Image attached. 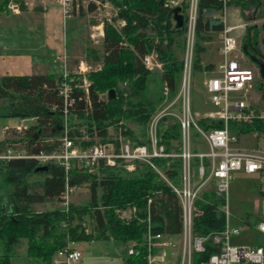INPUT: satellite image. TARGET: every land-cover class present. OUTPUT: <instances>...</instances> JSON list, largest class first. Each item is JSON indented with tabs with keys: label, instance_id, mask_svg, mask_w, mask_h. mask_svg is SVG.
<instances>
[{
	"label": "trees",
	"instance_id": "1",
	"mask_svg": "<svg viewBox=\"0 0 264 264\" xmlns=\"http://www.w3.org/2000/svg\"><path fill=\"white\" fill-rule=\"evenodd\" d=\"M122 2L117 5L118 16L125 20L124 25L117 29L106 23L102 55L91 51L93 59H100L102 66L99 70L87 73V96L82 88H75L72 92L74 102L68 108V116L70 119L85 120V129H80L75 122L70 124L68 133L72 138H80L85 132L91 138L96 133L105 141L107 128L125 119L141 130L128 127L124 134L136 144L145 142L143 127L162 99L161 95L156 100L147 95L149 71L144 67L142 57L153 48L159 52L162 62L161 80L168 85L171 97L176 94L183 61L172 45L175 44L178 49L184 48V25L176 28L172 11L163 7L159 0ZM227 5L237 6L243 12L254 8L255 18L264 16V0H230ZM185 7H181V12H185ZM4 8V1H0V11ZM89 9L93 10L94 5L91 4ZM222 10L223 4L219 0H198L192 62L195 70L202 68L201 53L205 50L198 40L209 39L212 33L222 31L224 25L215 16ZM156 36L161 42L167 40L165 51ZM258 36L256 25L246 27L241 48L246 56L249 52L259 51ZM205 68L211 70L213 65L209 64ZM70 78L73 83H83V78L73 72H69L67 81ZM61 79L62 75L55 77L52 74L0 76V116L36 119L25 134L16 139L24 143L30 152L50 148L52 142H46L39 132L40 128H51L54 134L63 130L64 101L58 94ZM124 81L128 82L127 95L120 93L117 97L116 94L113 99H109L108 94L106 98L100 96L104 91L116 90L117 83ZM213 126L220 127L221 123L215 121ZM160 134L167 151H180V133L176 121L168 119L165 124L162 121ZM3 142L0 141V145ZM82 144L89 146L94 141H82ZM134 163L133 171L123 166L100 164L94 173L74 167L67 175L58 164L41 165L32 158L0 160V176H4L7 184L13 185L12 191L0 198V239L4 249L0 264H10L14 247L22 238L27 240L26 253L29 258L38 260L39 264H51L54 253L68 242L114 238L141 243L148 226L153 233H161L166 237L179 235L182 229L181 205L172 186L177 187L181 182V158L153 159L159 172L145 162L136 160ZM43 166L46 168L40 169ZM35 174H41L43 178L37 182L38 187H30L27 179ZM84 182L89 184L90 190L86 205L68 204L63 208L32 211V204L63 200L67 186L76 187ZM206 187L196 201L202 213L193 220L195 235H207L223 227V216L218 210L221 198L214 191L213 182ZM132 207L136 210L129 217L120 215L121 211ZM85 216L92 221L88 232L87 223L83 220ZM148 216L149 221L146 220ZM145 251V246L140 245L137 254L126 253L125 264H147L143 257ZM216 251V246L208 242L203 252L194 253L192 264H200Z\"/></svg>",
	"mask_w": 264,
	"mask_h": 264
},
{
	"label": "built area",
	"instance_id": "2",
	"mask_svg": "<svg viewBox=\"0 0 264 264\" xmlns=\"http://www.w3.org/2000/svg\"><path fill=\"white\" fill-rule=\"evenodd\" d=\"M73 1L9 0L7 8L11 14L18 15L24 8L32 9L38 5L45 7L54 4L60 7L63 18L67 19L72 17L75 10ZM159 1L163 7L170 10L186 5L185 12H181L185 27L183 69L174 96H170V89L164 82L162 100L151 112L145 124V142L136 144L125 139L120 129L121 131L119 130L113 140L84 146L82 141L86 137L82 136L80 137L82 139H78L69 135L66 118L63 122L62 137L51 143L49 149H41L36 153L30 152L21 141L9 138L8 135L11 133L8 132L7 139H4L0 145V160L32 158L41 165L58 164L68 175L74 167L92 172L100 164L109 167L123 166L128 171H133L136 160L149 164L159 172L153 159L180 157L182 160L181 182L177 187L172 186L181 205L182 229L178 235L181 239L179 252L173 251L176 246L174 242L161 233H153L148 226L143 241L141 243L132 241L127 254H137L138 247L144 245L146 251L143 257L147 264H169L174 259L175 264H192L194 253L203 252L207 243L210 242L216 246L217 251L202 260L200 264H264V246H236L230 243L231 236L238 234L240 230L239 227L231 225L228 207L229 183L233 174L238 171L255 174L259 180L260 193L264 196V85L261 75L258 78L255 77L254 71L243 64L242 61L247 57L243 52L239 54V42L232 33L238 25H227L226 10L230 0H219L223 4V10L218 18L224 25L220 32L221 60L216 65L214 73L204 81L208 107L201 113L193 111L190 100V81L198 0ZM91 4L92 2L88 1L86 10ZM124 23L122 21V24ZM102 26L103 23L96 26L101 27V33H103ZM142 63L148 70L160 67L153 52L145 54L142 57ZM85 69L80 65L76 74L82 75ZM69 72L71 71L64 68L61 74L62 79L58 84V94L64 101V117L68 115V108L73 105L72 92L75 88H82L86 96L88 94L85 78L82 84L71 82L72 78L67 81ZM168 119L176 121L178 125L180 133L178 153L173 150L167 151L164 143L161 142L160 125L162 121L166 123ZM35 121L34 117H20L16 126L6 127V129L8 131L13 128L14 134L21 136ZM215 121H219L221 126L214 127ZM248 128L250 130H247ZM248 134L253 138L252 143L248 146L239 145L237 135ZM195 137H198L200 142H193L192 138ZM210 182L214 183V191L221 198L218 210L223 216V227L207 235H195L193 220L195 216L202 213L196 201ZM73 188L66 187L64 200ZM134 212L135 208L129 214ZM146 220L149 221V216ZM250 226L264 233V220ZM86 232H88L87 229ZM168 248L172 251L168 252ZM82 255L80 246L74 242H68L54 253L51 264H77Z\"/></svg>",
	"mask_w": 264,
	"mask_h": 264
},
{
	"label": "rangeland",
	"instance_id": "3",
	"mask_svg": "<svg viewBox=\"0 0 264 264\" xmlns=\"http://www.w3.org/2000/svg\"><path fill=\"white\" fill-rule=\"evenodd\" d=\"M4 1V9L6 12L8 11L7 5L9 0H0ZM88 1L92 2L94 5V9L90 10L89 8L86 10V5ZM96 1L98 2L96 4ZM113 1V0H112ZM111 0H74L73 4L75 10L73 11L72 17L67 18L65 23L66 31H65V39L67 44L65 47L69 50L70 57L68 58L69 62V71L76 74L79 66L86 68L85 72L80 75L82 78H85V81L88 84V79L86 78L87 73L90 71L99 70L102 66V61L99 59L95 61L92 57L91 51L95 50V52L101 56L103 53V37H104V25L106 23L111 24L113 27L120 29L122 21L125 22L124 19L118 16L119 5L123 2L122 0H115L112 2ZM97 6V8H96ZM80 7L82 9L80 10ZM7 8V9H6ZM254 8H250L246 11H241L237 6H228L227 7V25L234 26L238 25L237 29H234L232 33L237 37V41L239 42V54L242 53L241 48L243 44V38L246 33V27L248 25H256L259 30L258 36V47L259 51L250 53L246 56L243 64L249 68H251L255 77H259V67L258 62H264V58L261 57L264 55V16L255 18ZM11 14V13H10ZM221 12L216 13L215 16L219 17ZM100 23H103L101 30L96 26ZM25 25V24H23ZM61 26H64L62 23ZM39 30L36 32H30V35H37L38 41L42 40V30L41 25H37ZM21 34V33H18ZM103 34V35H102ZM209 39L205 38L204 40H198V43L205 46V50L201 53V66L202 68L199 70H195L193 67L191 69V81H190V100H191V108L193 111H197L201 113L204 109L208 107L206 104V95L204 92V81L208 77H210L214 71L216 70L217 60L221 57L220 53H218V49L220 48L221 36L220 33H212ZM33 38V37H32ZM184 38V46H185V34ZM156 40H159L156 36ZM160 41V40H159ZM167 40L163 39L160 41V46L165 51L167 49L166 46ZM195 43H196V35H195ZM174 50L179 58H181L184 54V48L178 49L175 44L172 45ZM195 48V47H194ZM153 52L155 54V59L158 61L160 67L154 68L153 70H148V78H147V95L150 99L156 100L159 95L162 96L164 83L161 80L162 73V62L159 60V52L155 48H153L149 53ZM58 56L56 53L55 57ZM59 56L62 57V52H59ZM194 58V54H193ZM61 63V61H60ZM212 64L213 69H206L205 66ZM60 65H53V70L55 73L59 72ZM261 81L264 85V79L261 77ZM108 91H104L100 93V96L103 98L107 97ZM115 91V95L117 97L120 93L127 95L128 92V82H119L117 83V87ZM162 100V99H161ZM160 100V101H161ZM159 101V102H160ZM67 118V128L70 129V124L74 123L80 129L84 128V119H70L68 115L63 117ZM16 123L15 118H8L0 116V140L3 139L4 136L11 133V138L15 141L18 139L19 135L14 134L12 131L13 128L7 131L4 130L5 126L13 125ZM34 124V123H33ZM165 124V123H164ZM17 125V124H16ZM14 125V126H16ZM10 126V127H14ZM135 129L136 131L141 130L139 127L134 125L131 122L126 121L125 119H121L119 123L114 126H109L107 128V136L106 140L102 141L96 133L91 138L87 134H85L84 130L82 131L83 141L93 140L95 142H106L109 140H113L119 133V130H122V135L125 139L131 140L128 136L124 134V131L127 128ZM120 130V131H121ZM143 131L145 134V125L143 127ZM39 132L42 137L46 139L47 142L58 141L64 132V130H59L56 134L51 128H40ZM5 133V135H4ZM238 144L242 145L246 142H252L253 138L251 135H237ZM78 138V137H77ZM79 139V138H78ZM82 139V138H80ZM193 142H198L199 138H192ZM20 142V141H19ZM200 142V141H199ZM203 146V143H201ZM126 169V168H125ZM97 169L93 170L89 173H94ZM43 175L35 174L32 177L27 179V183L30 184V187H38L37 182L42 180ZM0 187H6V189L0 190V198L6 197L13 189V185L7 184L4 180V176H0ZM38 190L37 188H34ZM90 199V190L89 184L87 182L81 183L79 186L73 188L72 191H69L67 194V198L64 200L54 199L51 201H46L44 203H34L32 204V211L41 212L47 209L52 208H63L67 207L68 204H72L74 206H83L88 203ZM228 207L231 214L230 223L231 225L239 227L240 232L238 234H234L230 238V243L236 246H264V233L258 231L257 229L251 227L250 225H254L257 222L264 220V196L260 193L259 190V180L255 174H248L242 171L235 172L233 174V178L229 183L228 189ZM132 208H128L126 210L121 211L120 215H126L129 217L133 213L129 214ZM136 210V209H135ZM84 222H86V228L88 231L91 229V219L87 216L84 217ZM249 223V224H248ZM176 245L173 248L175 253H178L181 247V239L179 236H173L171 239ZM131 242H124L122 240H117L114 238L110 239H94V240H84L79 241L76 245L80 246L82 249V258L77 264H125L124 257L126 256L127 250L130 246ZM27 240L25 238L20 239L17 245L14 247L13 254L10 258V264H39V261L34 258H29L26 253ZM168 251L171 248L167 249ZM4 249L2 245V241L0 239V256L3 254ZM172 259V258H171ZM174 259V257H173ZM175 260V259H174ZM174 260H171L169 264H172Z\"/></svg>",
	"mask_w": 264,
	"mask_h": 264
},
{
	"label": "crops",
	"instance_id": "4",
	"mask_svg": "<svg viewBox=\"0 0 264 264\" xmlns=\"http://www.w3.org/2000/svg\"><path fill=\"white\" fill-rule=\"evenodd\" d=\"M66 21L60 7L54 4L45 7L38 5L32 9L24 8L18 15L10 14L5 10L0 11V76L52 74L58 77L61 75L64 68L70 66L69 50L65 47ZM62 23L64 26H61ZM39 24L42 30L41 41H38L36 34L30 35L32 30L36 32L39 30L40 27H37ZM59 52H62V57L59 56ZM56 53H58L57 57H55ZM220 60L221 57L216 63L218 64ZM55 64L60 65V71L57 73L53 70ZM15 119L16 123L5 126L4 130L6 127L18 124V118ZM10 136L8 135L9 138ZM4 139H7V135L0 141ZM251 143L246 142L243 146ZM172 237L167 238L171 240ZM171 251L172 249L168 252Z\"/></svg>",
	"mask_w": 264,
	"mask_h": 264
},
{
	"label": "water",
	"instance_id": "5",
	"mask_svg": "<svg viewBox=\"0 0 264 264\" xmlns=\"http://www.w3.org/2000/svg\"><path fill=\"white\" fill-rule=\"evenodd\" d=\"M171 11H172L173 20L175 22L176 28H181L183 26V22H184V16L181 13V8L176 7ZM261 57L264 58V55H262ZM258 67H259L260 75L264 78V62H258ZM114 97H115V91H114V89H110L108 91V98L113 99ZM45 168H46V166L40 167V169H45Z\"/></svg>",
	"mask_w": 264,
	"mask_h": 264
}]
</instances>
